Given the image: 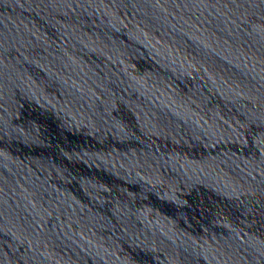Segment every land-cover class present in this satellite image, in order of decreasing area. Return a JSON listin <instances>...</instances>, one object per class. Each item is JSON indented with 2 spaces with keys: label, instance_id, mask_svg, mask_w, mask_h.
<instances>
[{
  "label": "water",
  "instance_id": "95a60500",
  "mask_svg": "<svg viewBox=\"0 0 264 264\" xmlns=\"http://www.w3.org/2000/svg\"><path fill=\"white\" fill-rule=\"evenodd\" d=\"M0 264H264V0H0Z\"/></svg>",
  "mask_w": 264,
  "mask_h": 264
}]
</instances>
